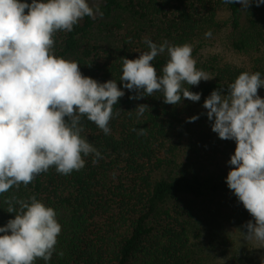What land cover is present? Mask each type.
I'll return each mask as SVG.
<instances>
[{
  "label": "trees",
  "instance_id": "obj_1",
  "mask_svg": "<svg viewBox=\"0 0 264 264\" xmlns=\"http://www.w3.org/2000/svg\"><path fill=\"white\" fill-rule=\"evenodd\" d=\"M99 8L102 17H85L71 32H57L53 52L76 61L82 75L101 83L113 79L125 91L113 106L108 135L81 117V135L102 158L93 163L92 155L85 157V167L70 175L52 167L27 187L0 194V227L14 218L5 200L35 196L56 211L62 227L48 264H212L210 255L232 246V232L246 235L241 226L252 217L225 183L236 145L219 139L202 115L204 99L220 87L226 94L244 70L205 52L219 41L230 53L259 52L264 5L245 11L222 0H104ZM209 30L212 37L205 38ZM145 38L192 46L196 67L215 77L189 86L201 93L199 102L168 105L162 93L129 99L136 93L119 83L120 58L148 51ZM167 60L165 52L151 62L158 75ZM256 71L264 77V68ZM140 104L150 109L138 118ZM248 258L235 255L230 264H249Z\"/></svg>",
  "mask_w": 264,
  "mask_h": 264
},
{
  "label": "clouds",
  "instance_id": "obj_2",
  "mask_svg": "<svg viewBox=\"0 0 264 264\" xmlns=\"http://www.w3.org/2000/svg\"><path fill=\"white\" fill-rule=\"evenodd\" d=\"M222 3H236L247 11L253 4L264 5V0ZM97 16L103 12L89 0H0V194L27 187L52 167L70 175L85 167V157L92 155L93 163L102 158L81 135V117L108 135L113 106L125 91L113 79L101 83L82 75L76 61L53 52L57 32H71L85 17ZM204 35L211 38L212 31ZM143 42L148 51L137 59L120 58L119 83L136 93L129 99L162 93L168 105H179L183 99L199 102L201 93L189 91V86L215 77L196 67L192 46L167 40L157 44L148 38ZM165 52L168 60L158 75L151 62ZM258 89H264L262 74L241 72L227 85L226 94L220 87L204 99L202 115L219 139L236 145L227 161L231 170L225 183L252 217L241 226L246 229L241 235L264 248V98ZM147 109L140 104L134 111L139 118ZM133 131L144 134L143 129ZM5 203L14 218L0 227V264H35L38 258L48 264L62 230L56 211L35 196Z\"/></svg>",
  "mask_w": 264,
  "mask_h": 264
},
{
  "label": "rangeland",
  "instance_id": "obj_3",
  "mask_svg": "<svg viewBox=\"0 0 264 264\" xmlns=\"http://www.w3.org/2000/svg\"><path fill=\"white\" fill-rule=\"evenodd\" d=\"M104 0H89L90 6H99ZM209 55L218 54L224 61L243 69L244 71L252 72L254 69L264 68V47L255 53L250 55H239L230 53L222 47L220 41L213 44V48L208 49L205 52ZM258 95L264 98V89H258ZM232 145L235 143L230 141ZM229 232H232L229 230ZM233 244L220 247L218 251L219 255L214 257L210 255L212 264H230L233 256L241 258L249 257V264H264V248L260 247L254 241H246L240 234L233 233ZM210 253V251H209Z\"/></svg>",
  "mask_w": 264,
  "mask_h": 264
}]
</instances>
